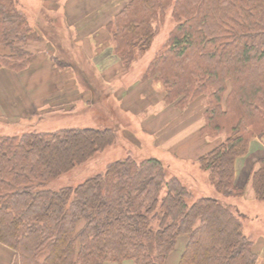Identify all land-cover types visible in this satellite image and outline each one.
<instances>
[{
  "label": "trees",
  "instance_id": "16d2710c",
  "mask_svg": "<svg viewBox=\"0 0 264 264\" xmlns=\"http://www.w3.org/2000/svg\"><path fill=\"white\" fill-rule=\"evenodd\" d=\"M123 1L101 27L113 41L112 54L128 71L151 48L154 24L171 9L176 27L150 66L163 99L180 109L201 97L208 101L200 135L226 132L227 138L195 160L199 169L217 192L244 196L251 183L264 203V156L243 186L237 178L238 161L254 140L264 139V0ZM44 39L17 0H0V70L27 71L38 59L27 45ZM93 78L101 95L94 93L80 110L105 108L102 98L114 94L110 82ZM48 100L36 109L40 114L28 108V115H67L76 108L74 101ZM111 126L0 135V245L14 252L12 264H167L182 237L179 264H262L240 211L169 178L159 158L117 159L76 188L46 187L115 145Z\"/></svg>",
  "mask_w": 264,
  "mask_h": 264
},
{
  "label": "rangeland",
  "instance_id": "374dc122",
  "mask_svg": "<svg viewBox=\"0 0 264 264\" xmlns=\"http://www.w3.org/2000/svg\"><path fill=\"white\" fill-rule=\"evenodd\" d=\"M17 1L25 9L32 23L38 27L41 35L45 38L43 43L49 44V46L56 50H60V54L59 51L56 52L58 62L62 66H65L66 63L75 65L73 71L77 73V77L66 75L65 73L69 72L68 69L61 68L60 66L53 72L52 76L41 75L36 70L32 72V76L29 75L27 77L19 73L23 81L29 80L34 85L32 87L35 91L31 89L33 91L31 94L25 90L24 86H16L17 84L21 85V80H18V82L14 80L10 81L11 76L6 77L1 74L0 135L15 132L21 133L29 130L52 131L54 128H61L67 124L93 128L99 125L108 126L113 124L111 127H114L118 134V140L115 145L76 167L69 173L49 182L46 187L52 190H59L65 187L76 188L89 178L104 171L109 163L117 159H124L129 156L137 160L153 157L159 158L167 167L169 178L173 176L177 177L188 187L196 188L197 192L201 194L208 192L209 196L232 204L233 208L240 211L243 216L244 233L255 242V251L257 254H260L259 260L263 264L264 203L256 199L251 183L246 187L244 196L223 195L215 190L208 179V174L201 171L195 161L200 155L213 150L227 138L226 132L212 136L200 135V128L204 123L203 112L208 101L204 97H201L181 109L175 107L174 103L168 104L163 99L165 95L163 87L151 73V63L167 50L171 33L176 27L177 22L172 16V10L169 9L165 14V18L154 24L156 36L151 48L137 58L127 71L128 75L121 78L123 82L120 78L114 79L112 75L106 76L107 79L104 78L110 84L113 81L114 84H111L113 88L111 85L109 86L113 89L114 94L108 98L104 95L102 98L101 102L105 101V108L101 106L99 108V105L95 106L94 104L92 105L94 109L90 111L91 105L89 110H80L79 107H84L86 105L85 102H88L91 96L93 98L94 93L98 95L99 99L101 91L93 83L94 78L91 79L92 75L85 79V76H82L83 73L81 74L80 70L76 67V60H73L74 58L78 60L83 56L77 51L79 50L80 42L76 39L75 24L77 26L78 23L82 39L86 40L87 35L91 32L89 37L96 44H103L102 48H100L102 52L98 53V55H107L112 51L110 49L111 51L106 52L112 46L113 41L109 33L101 27L107 23L113 10L117 12L120 9L118 7L122 3L123 5L126 4V2L123 0L116 2L113 0V3L112 0ZM64 8H67V13H64ZM106 8L107 11L104 13ZM64 14H67L68 18H65ZM61 49L65 50L63 56H61ZM0 50L2 49L0 48ZM85 69L86 67L84 66L82 71L85 72ZM115 70L119 74L125 72L123 64L120 67L117 65L112 69L113 72ZM0 72L10 71L0 70ZM90 73L88 72V74ZM14 79L17 80L15 77ZM69 81H72V84ZM84 81L92 85L90 91L84 87H80V84H83ZM63 84H66L64 88L61 87ZM27 85L28 83L26 82ZM20 88L21 90H19ZM48 88H51L52 92L47 91ZM72 88L74 91H71ZM111 89L109 90L112 91ZM140 94L141 96L139 97ZM33 96L40 97L43 101L39 103V101L34 99L35 103L31 104L30 97ZM43 97L46 98L44 99ZM114 98H117L119 101V103H116V107L111 101ZM140 98L144 100L141 101ZM3 99L6 103H3ZM48 99H50L49 103L52 102L54 104H60L62 101L66 103L67 100L74 101L76 108L66 113L67 115L63 114V112L44 116L34 115L33 117L28 115V108H32L38 104L44 105L49 101ZM27 104H31V106L26 107ZM40 105L32 108L35 109L34 112L39 111L38 113L40 114V109L36 110ZM117 111L119 112L118 115ZM154 111V114L158 115L157 117L151 116ZM21 117L29 120L20 122L19 119ZM5 120L11 124L7 122L3 123ZM263 156L264 139L254 140L250 154L245 159V162H242L241 175L238 170V175L241 177L239 185L243 186L242 184L247 179V174L245 175V173H250L252 167ZM185 243V237L179 239V243L175 251L170 255L167 264H179ZM123 264H133V262L129 261Z\"/></svg>",
  "mask_w": 264,
  "mask_h": 264
},
{
  "label": "crops",
  "instance_id": "0c3cea01",
  "mask_svg": "<svg viewBox=\"0 0 264 264\" xmlns=\"http://www.w3.org/2000/svg\"><path fill=\"white\" fill-rule=\"evenodd\" d=\"M66 9L67 8H64V13H67L66 12ZM66 15H65V18H68V16H66ZM75 27H76V39H77L78 42H80V46L78 47L79 50H77V51L81 55H83V56H82V58L80 57L81 60H79V59L77 60L74 57H73L74 58L73 60H76L75 61L76 67H77V69L80 70L81 74L83 73L82 76H85V79H87L88 77H90V75H92L91 77H98L99 80H101L100 78L107 79L106 76L112 75L114 79L115 78H120V80H121V78H124V76L126 77L128 75V72L127 71H125L122 74L121 73L120 74L119 73H116V70L113 72L112 69L114 67H116L117 65H119V67H120V65L122 66V63L118 60V58L115 57L112 54V52H110V53H108L107 55H104V56H102L101 54L98 55V53H101L102 52V49H100L102 47H100V44H96L94 42V40H92L89 37V35L91 34V32L89 33V35H87L88 37L85 40V39H82L81 38V35L82 34H80L79 27H78V23H77V26L75 24ZM92 31L94 32V30H92ZM101 46H103V45H101ZM27 48H28V50H30L33 53H35L37 55L38 59H37L36 63L33 66H31L30 68H28L27 71L23 72L22 75L24 77H27L29 75L32 76V72L36 70V72L37 73H41V75L45 74L47 76H52L53 75V72L56 71L57 68H58L57 65H56V63H55V61L53 60V58L54 57H57V55H56L57 53L56 52L59 51V54H60V50H56V49L52 48L51 46H49V44H45L42 41H40V42L39 41L30 42L27 45ZM98 48H99V50H98ZM64 51L65 50L61 49V54H62L61 56H63ZM107 51H111L110 48H108L106 50V52ZM82 62H83V64H82ZM40 63H42V64H40ZM74 66L75 65H72V68L71 69L67 68L69 72H66L65 74L68 75V76L77 77L76 76L77 73L73 71L74 68H75ZM84 66L86 67L85 72L82 71V69L84 68ZM87 67H90V68H87ZM88 72H91V73L88 74ZM1 74L4 75V76H6V77L11 76L10 77V81L11 80H14V81L18 82V80H21L22 81L21 85L17 84L16 86H18V87L24 86V88H25V90L27 92H29V93L32 94L33 91H35L33 89V87H32L34 85L31 83V81H29V80L28 81H23L20 78L21 75L14 74L12 72H4V73L0 72V75ZM14 77L17 78V80H15ZM26 82L28 83L27 86H26ZM69 83L72 84V81H69ZM112 83H113V81H112ZM64 85H66V84H63L61 87L64 88ZM109 85H111V84L109 83ZM53 87H55V86H53ZM0 89H2L1 86H0ZM19 90H21V88ZM51 90H52L51 88H48L47 91H51ZM71 91H74V89L72 88ZM140 96H141V94L139 95V97ZM43 98L45 99L46 97H43ZM4 99H3V101H4ZM34 99H36L37 101H39V103H41V101H43L42 98H40V97H34L33 96V97H30L31 104L35 103V100ZM140 100L143 101L144 99H141L140 98ZM31 104L30 105L27 104L26 107H30ZM38 105H40V104H38ZM38 105H34V107H36ZM34 107H32V108H34ZM160 108H162V107H160ZM154 113H155V111L151 114V116L157 117L158 115L157 114L155 115ZM147 117L144 120V122L147 120ZM242 162L244 163L245 160H240V162H238V164H237V167H238V170L240 172V175H241V165L243 166V163ZM242 172H244V170H242ZM240 175L237 174L238 181L241 180V177H239ZM245 175L248 177L249 176V173H245ZM14 256H15L14 255V252L11 249H9V248H7V247H5L3 245H0V260H1L0 261V264H12L13 261H14Z\"/></svg>",
  "mask_w": 264,
  "mask_h": 264
},
{
  "label": "bare ground",
  "instance_id": "6f19581e",
  "mask_svg": "<svg viewBox=\"0 0 264 264\" xmlns=\"http://www.w3.org/2000/svg\"><path fill=\"white\" fill-rule=\"evenodd\" d=\"M79 60H81V59L79 58ZM82 64H83V62H82Z\"/></svg>",
  "mask_w": 264,
  "mask_h": 264
}]
</instances>
